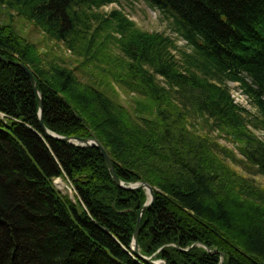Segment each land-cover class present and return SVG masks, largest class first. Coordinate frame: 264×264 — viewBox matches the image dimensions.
Returning a JSON list of instances; mask_svg holds the SVG:
<instances>
[{
	"label": "trees",
	"instance_id": "trees-1",
	"mask_svg": "<svg viewBox=\"0 0 264 264\" xmlns=\"http://www.w3.org/2000/svg\"><path fill=\"white\" fill-rule=\"evenodd\" d=\"M114 1L0 0L9 13L0 21V264H145L131 246L146 191L118 187L100 150L47 136L28 71L49 132L96 140L121 182L154 189L138 239L143 257L264 264V189L229 163L264 176V142L249 130L264 129V0H143L176 38L102 11ZM13 16L98 71L111 95L45 57ZM231 83L256 116L235 103ZM116 87L140 97L138 111L150 116L123 106ZM201 118L245 160L200 133L192 122ZM56 179L75 196L62 195Z\"/></svg>",
	"mask_w": 264,
	"mask_h": 264
},
{
	"label": "rangeland",
	"instance_id": "rangeland-1",
	"mask_svg": "<svg viewBox=\"0 0 264 264\" xmlns=\"http://www.w3.org/2000/svg\"><path fill=\"white\" fill-rule=\"evenodd\" d=\"M113 10L122 11L130 21L136 24V26L140 30H144L149 33H163L170 37L172 36L176 38V36L172 32H170L168 22L164 20L159 15V13L150 10L140 0H116V3L114 5L102 9V11L105 13H109ZM99 11L101 12V10ZM8 19V11H3L0 13V21L2 23L8 22ZM11 24L16 32L36 44L45 57L51 60H57L58 63L61 62L66 67L74 69L76 71V74L82 81L89 84L95 83L98 88L111 95V85L106 80V78H104V76H102L98 71L86 66L82 61L72 55L71 52L68 51L62 44L49 39L31 23L16 16H13ZM177 44L179 48L184 49L186 52H189L184 42L179 41ZM229 86L231 88V94L235 102L241 105V107L246 108V110L250 112L251 116H256L257 111L251 105L248 104L247 99L240 93V91L237 89V86L234 84H230ZM115 89L117 93H114L113 97H116L119 93L117 96L119 102L123 104V106H125L127 109H129L132 113L136 114V111H138V102L142 104V99L136 96L135 94L125 93L117 87ZM139 109V114L141 112L143 116H150V112L145 110L144 107H139ZM192 124L194 126L198 125V127L200 128V133L202 134H206V131L211 133L213 140H215V142L220 145L223 149L234 152L237 160H245L238 150L237 143H235V141L230 135H228L227 133L223 134L216 128H214V130L211 129L210 124L206 125V121L203 118H201L199 121L196 120L195 122H192ZM249 130L257 137V139L264 142V129H254V127L249 126ZM229 163L231 167L236 170L239 174L246 178L254 180L258 186L264 189L263 175L256 173L255 175H253L251 172H249V170L244 168L241 163L240 165L233 164L231 162ZM54 182L56 184L55 188L62 195L70 196L71 198L75 196L74 189L66 179L56 180ZM60 184H62V186H60ZM171 246L177 247L175 245ZM198 247L202 250L204 249L209 251V249H207L205 246L203 247L198 245Z\"/></svg>",
	"mask_w": 264,
	"mask_h": 264
},
{
	"label": "water",
	"instance_id": "water-1",
	"mask_svg": "<svg viewBox=\"0 0 264 264\" xmlns=\"http://www.w3.org/2000/svg\"><path fill=\"white\" fill-rule=\"evenodd\" d=\"M19 66H22L23 68H25L23 65L19 64ZM28 70V69H27ZM28 74L31 78V83L33 86V89L38 97V102L40 105V121H41V125L43 128V131L47 134L48 137L54 139V140H58V141H62L65 143H69L81 148H96L98 150H100L102 152V155L104 156V159L106 161L107 167L110 170L113 180L115 182V184L126 190V191H137V190H146L148 195L150 196L149 201L143 206L142 210L139 212V216H138V221H137V225H136V229H135V233H134V237H133V245L131 247V251L133 252V254L138 257L139 259H141L145 264H160V262L156 263L151 261L150 259L144 258L143 256L140 255L139 252V234H140V230H141V223H142V216L145 212H147L148 210H150V208L152 207L154 201H155V194H154V190L153 188L146 184V183H139L136 185H124L123 182L120 181V179L118 178L115 169L113 167L112 161L110 160L109 156L107 155V153L105 152V150L102 148V146H100L98 144V142L96 140H87V139H70V138H65V137H60L57 136L55 134H52L51 132H49L45 126L44 123L42 121L43 118V108H42V96L39 94L38 92V88L36 86V82L35 79L33 77V75L28 71Z\"/></svg>",
	"mask_w": 264,
	"mask_h": 264
},
{
	"label": "bare ground",
	"instance_id": "bare-ground-1",
	"mask_svg": "<svg viewBox=\"0 0 264 264\" xmlns=\"http://www.w3.org/2000/svg\"><path fill=\"white\" fill-rule=\"evenodd\" d=\"M52 133V132H51ZM60 186H62V184H60Z\"/></svg>",
	"mask_w": 264,
	"mask_h": 264
}]
</instances>
